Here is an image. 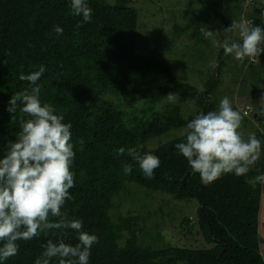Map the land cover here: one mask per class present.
<instances>
[{"label":"trees","instance_id":"1","mask_svg":"<svg viewBox=\"0 0 264 264\" xmlns=\"http://www.w3.org/2000/svg\"><path fill=\"white\" fill-rule=\"evenodd\" d=\"M199 1L225 28L236 11L246 13L249 8L250 25L264 27V0ZM130 2L88 0L92 20L77 27L82 18L71 14L70 0H0V158L20 131L21 113L19 108L13 115L7 111L9 99L31 87L19 76L43 65L46 71L37 82L40 99L62 114L65 123H71L76 153L72 165L75 187L62 211L70 219L82 220L84 231L99 238L92 246L89 264H264L259 234L264 184L251 183L264 173V149L246 176L226 174L206 187L175 148L184 135L153 149L145 146L148 139L184 126L195 116L183 117L176 103L147 118L125 109L133 96L159 101L172 92L191 99L203 113L217 110L219 104L212 95L226 58L223 48L217 58L219 67L211 68L203 84L206 91L201 93L200 87L177 79L166 62L137 51V10ZM57 25L63 28L62 35L54 32ZM247 109L250 107L240 111L244 114ZM255 112L259 127L254 133L264 143V109L258 107ZM121 147L124 155L117 153ZM133 147L159 157L153 179H147L127 155V149ZM125 163L133 164L130 175L123 172ZM128 182L178 200L195 198L199 203L197 224L209 245L153 248L141 244L136 235L141 217L120 215L112 220L109 213L113 197ZM124 231L128 236L120 244ZM48 239L56 238L42 234L38 239L18 241L19 253L0 264H34ZM65 242H78L71 230ZM50 264H58V260L53 258Z\"/></svg>","mask_w":264,"mask_h":264},{"label":"clouds","instance_id":"2","mask_svg":"<svg viewBox=\"0 0 264 264\" xmlns=\"http://www.w3.org/2000/svg\"><path fill=\"white\" fill-rule=\"evenodd\" d=\"M71 14L81 17L77 27L90 23L93 9L88 0H70ZM225 33H237L238 39L228 35L222 48L225 56H232L243 62L245 59L256 63L264 53V27L251 26L241 18L232 20ZM57 35L63 28L54 26ZM214 32L204 33L206 38ZM216 69V60L209 62ZM46 71L41 65L38 71L28 75L23 72L19 79L30 82V89L17 92L9 99L7 111L21 113L20 131L17 138L0 158V261H6L19 253L18 241H31L41 235L53 236L42 245L44 251L34 264H50L53 258L58 264H89L92 246L99 242L95 234L84 231L83 221L69 218L62 211L67 201L72 199L70 189L75 187L74 146L71 142V123L64 122V116L57 114L52 105L42 103L38 81ZM203 93V85L198 89ZM166 101L175 104L179 97L167 93ZM244 115L234 109L232 101L223 97L217 110L199 113L187 122L184 140L175 148L188 162L193 174H198L204 186H209L226 174L246 176L260 161L264 143L255 133L247 138L241 131ZM28 119H24V117ZM125 154V148L117 150ZM127 155L147 179L154 178L160 166L159 157L151 153H141L138 148L127 149ZM133 171L132 163L123 165L125 175ZM264 184V173L251 181ZM71 230L78 241L75 245L65 242Z\"/></svg>","mask_w":264,"mask_h":264},{"label":"rangeland","instance_id":"3","mask_svg":"<svg viewBox=\"0 0 264 264\" xmlns=\"http://www.w3.org/2000/svg\"><path fill=\"white\" fill-rule=\"evenodd\" d=\"M104 1L111 3L114 0ZM130 1L137 10V51L154 55L166 62L177 79L196 87L203 85L211 71L209 62L217 61L223 40L228 36L223 31V22L204 9L203 2L199 0ZM249 10L246 13L236 11L232 20L240 21L243 18L249 21ZM209 30H212L214 35L206 38L204 33ZM232 34L236 39L239 38L237 33ZM216 79L213 99L219 104L220 99L227 96L239 110L250 107V110H245L247 118L243 119L241 131L245 136L254 133L259 127L255 110H258V107L264 109V53L256 63L248 59L240 62L232 56H226ZM212 96L209 98L212 99ZM121 101L126 103L123 99ZM130 102L125 106V109H128L126 111L131 110L144 118L151 117L170 105L166 99L150 101L139 96H133ZM176 104L185 118L202 112L201 108L187 97L179 98ZM218 107L219 105L217 109ZM185 132L186 125L170 129L148 139L145 146L153 149L160 143L184 135ZM113 201L109 212L112 220H116L120 215L141 217L136 227V235L143 245L153 248L164 244L186 247L209 245L197 224L199 203L195 198L178 200L168 193L148 190L128 182L122 192L113 197ZM259 213V234L262 238L260 250L264 258V188ZM127 236L124 231L119 243L123 244Z\"/></svg>","mask_w":264,"mask_h":264},{"label":"built area","instance_id":"4","mask_svg":"<svg viewBox=\"0 0 264 264\" xmlns=\"http://www.w3.org/2000/svg\"><path fill=\"white\" fill-rule=\"evenodd\" d=\"M244 113H246L245 110H244Z\"/></svg>","mask_w":264,"mask_h":264},{"label":"water","instance_id":"5","mask_svg":"<svg viewBox=\"0 0 264 264\" xmlns=\"http://www.w3.org/2000/svg\"><path fill=\"white\" fill-rule=\"evenodd\" d=\"M255 116H256V114H255Z\"/></svg>","mask_w":264,"mask_h":264}]
</instances>
